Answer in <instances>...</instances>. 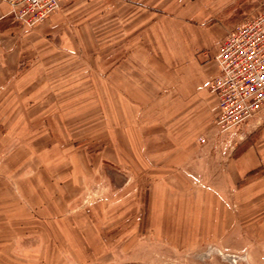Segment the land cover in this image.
I'll return each instance as SVG.
<instances>
[{
	"label": "rangeland",
	"instance_id": "374dc122",
	"mask_svg": "<svg viewBox=\"0 0 264 264\" xmlns=\"http://www.w3.org/2000/svg\"><path fill=\"white\" fill-rule=\"evenodd\" d=\"M207 1L64 0L28 24L0 0V34L29 48L19 68L40 67L29 88L23 76L0 89V264H264V154L240 177L228 165L264 152V112L222 131L217 106L195 131L219 166L196 146L173 160L138 151V53L181 49L179 20L201 38L211 28L217 41L194 59L217 63L230 30L264 11V0Z\"/></svg>",
	"mask_w": 264,
	"mask_h": 264
},
{
	"label": "crops",
	"instance_id": "0c3cea01",
	"mask_svg": "<svg viewBox=\"0 0 264 264\" xmlns=\"http://www.w3.org/2000/svg\"><path fill=\"white\" fill-rule=\"evenodd\" d=\"M207 3L209 6L213 4L211 0ZM8 10L7 4H0L1 24L5 23L4 18ZM186 14L193 15L192 4L186 5ZM173 22L182 31L181 45H179L181 49L179 48L174 53L164 50L160 52V56L138 53L140 79L138 78L136 93H132L137 100L138 107V151L160 155L161 159L166 157L172 159V155L183 153L193 155L195 146L201 150L202 146L196 145L199 143L195 142V131L203 130L209 122H212L213 112L218 106L216 95L208 88L211 75L218 71L217 63L209 61L201 65L194 59L196 46L212 45L217 41V37L209 33L211 28H206L207 35L201 38L195 34L192 23L184 24L179 20ZM0 38L5 43H11V45L4 44L5 47L0 49V89H3L5 85H12L14 88L21 87L19 81L23 76L26 77V83L23 85L29 88V84L33 85L35 80H38V77L34 75L35 69H40L39 65L34 66L38 63H32L21 70L19 68L21 63H18L19 58L25 55L28 59L29 48H26L23 53L20 45H16L18 38L16 35L2 32ZM140 69L144 73L143 80ZM39 72L44 73V69ZM146 73L152 76L154 81L157 80V75H161L162 80L159 86L154 84L155 82L151 83V77H148ZM30 74L32 78L29 77ZM43 79L44 77L41 80ZM43 82L45 81H42V84ZM129 90L130 88L128 96ZM124 104L126 103L123 102ZM107 105L112 107L113 104L108 103ZM220 149L223 150L224 147L217 148V150ZM202 150L208 151L203 153L202 162L217 164V166L226 162L221 161L213 152L216 148L203 147ZM263 154L264 152L260 149L257 151L248 148L240 155L228 160V165L232 166L235 176L240 177L257 166ZM231 181V178L227 179V184H231Z\"/></svg>",
	"mask_w": 264,
	"mask_h": 264
},
{
	"label": "built area",
	"instance_id": "2783aa9c",
	"mask_svg": "<svg viewBox=\"0 0 264 264\" xmlns=\"http://www.w3.org/2000/svg\"><path fill=\"white\" fill-rule=\"evenodd\" d=\"M6 1L19 18L34 24L59 9L64 0ZM216 61L219 71L211 84L218 100L216 123L228 130L264 112V11L230 30Z\"/></svg>",
	"mask_w": 264,
	"mask_h": 264
}]
</instances>
